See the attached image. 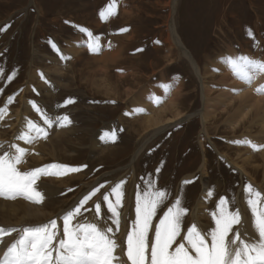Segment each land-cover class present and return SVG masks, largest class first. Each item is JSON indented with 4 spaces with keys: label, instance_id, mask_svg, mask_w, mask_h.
I'll return each mask as SVG.
<instances>
[{
    "label": "rangeland",
    "instance_id": "obj_1",
    "mask_svg": "<svg viewBox=\"0 0 264 264\" xmlns=\"http://www.w3.org/2000/svg\"><path fill=\"white\" fill-rule=\"evenodd\" d=\"M109 3L110 0H0V28L8 26L5 31H0V69L4 70V75L0 76V89H2L0 108L5 107L9 96L13 97L12 102L7 104L6 117L0 119V142H3L4 149H7L6 143L8 141L13 143L16 140L15 135L24 128L20 117L32 120L50 135L36 139L30 148L16 140L17 145L20 144V147L27 149L24 163L18 165V168L24 171L38 166L61 164L81 169L78 172H68L58 178L55 175L39 176L45 184L38 190L44 195L42 202L44 205L41 207L44 216L31 221L57 219L58 223V217L63 209L77 203L93 187L104 184L105 187L101 189V193H97V196L93 197L86 206L93 207V211L82 212V216L78 218L88 221L94 217V202L102 201L101 194L110 191L111 186L120 180L126 181L123 187V207L119 209L124 221L121 219L120 230L115 233V237H121L122 241L126 237L121 234H126L131 228L132 221L135 220L136 193L147 187V181H153L156 188L169 193L164 204L157 210V216L153 217V225L159 222V217L163 215L167 207L179 198L181 206L187 209L182 227V232H186L190 224H187V218H190L192 208L200 197L205 183L212 192L207 200L206 213H201V218L199 217L202 221L200 226H203L205 231L215 226L210 213L216 211L221 197L229 201L230 211H239L242 222L245 217L253 218L246 203L244 186L251 184L264 197V160L261 152H253L250 156L252 158L243 164L248 173L252 172L254 167L258 168L259 178L256 181L249 178L252 173L248 176L242 174L229 161L234 160L241 165L244 162L241 160L246 158L247 154L250 155L245 151L246 145L233 143V141L242 140L244 135L250 133L249 135L254 136V139L259 138L261 145H264V130L261 129L257 118L259 113L257 116L247 118L245 127L231 131L225 124V118L230 117L231 112L241 110L238 105L239 100L232 101L230 114L225 116L226 111L223 115L221 110H217L213 119L210 118L212 121L209 120L206 126L208 138H203L200 116L203 108L201 83L194 67L201 73L207 71L211 74L205 79V83L207 82V86L211 88L209 98L212 99L216 94H221V91L224 93L227 91V95L234 93V84L241 80L237 79L230 72V68L223 64L225 62L222 58L247 56L264 61V0H175L174 10L170 4L172 0H116V14L102 20L99 13ZM171 20L183 45H186L188 52L193 56V62L185 55L181 57L175 44L169 41L167 35L170 34ZM80 28L86 29L92 35L81 32ZM121 29H127V31L121 32ZM249 30L252 36L248 35ZM97 37L99 38L98 50H90L87 45L97 43L95 39ZM52 44L56 45L58 51L52 47ZM116 50L118 52H115ZM107 52L112 53L111 55L119 54L123 60L118 61L119 63L115 64L116 67L108 69L106 65H103L105 61L102 59ZM169 52L176 58H172ZM231 53L234 55L231 56ZM217 60L223 66L217 64ZM210 64L215 67H211ZM102 66L105 71L101 70ZM202 68H204L203 71ZM121 70L126 71L123 74L132 84L130 94L126 96L122 93L121 97H118L119 94L114 97L110 94L106 95L110 85H106L109 82L106 74L103 73L107 72L108 75L110 73L117 77ZM12 73H15L14 78L8 81L7 76ZM161 80L165 81L164 84ZM121 83L120 91L126 88L125 83ZM165 88L168 89L167 93ZM45 89L49 90L45 91ZM143 89L145 92L142 93ZM159 90L164 92L161 93ZM181 93L182 95H179ZM150 97L154 100L163 99L166 103L169 98L177 97L183 118L189 117L160 129L165 119L173 115L171 108L166 109L168 105L163 109L160 106L161 110L166 109L160 115L163 117L162 123H156L151 128L146 127L144 123L147 108L146 113L125 114L127 110L130 111L131 106L127 107L131 102L138 105L151 102L156 108L159 104L161 105L162 102L156 104ZM28 99L34 101L53 120V130H50L52 127L49 128L44 124L40 114L33 107L31 110L27 109V112L23 110L22 102H29ZM68 99H71L73 103L65 105L64 102ZM153 110L150 111L152 116L155 113V109ZM259 112L263 114L261 110ZM15 114H18V119ZM65 115L71 123L62 125L56 118ZM138 122H140L139 125H137ZM55 124L63 131L58 130V134L55 133ZM141 126L143 128H140ZM113 132L116 135L114 142L110 138ZM105 133L109 136L104 138L105 144L101 146L104 140L101 136ZM204 159L207 161L205 167L207 170L205 175H201L200 167ZM132 165L134 168L131 167ZM157 168L160 169L159 172L156 171ZM184 181H191V183L185 184ZM38 185L41 186L40 182ZM110 199L114 201L115 197ZM21 203L24 202L21 201ZM23 212L19 210L18 215L20 216ZM102 213L111 215L107 213V207L103 204ZM13 220L14 222L10 225L19 228L16 219ZM242 222L234 225V230L241 232L240 227H244ZM108 224L113 229L116 227L110 220ZM58 226L62 230V222H59ZM251 227H253L252 222ZM153 231L154 228L150 234ZM16 236L17 233L11 234L12 238Z\"/></svg>",
    "mask_w": 264,
    "mask_h": 264
},
{
    "label": "snow or ice",
    "instance_id": "obj_2",
    "mask_svg": "<svg viewBox=\"0 0 264 264\" xmlns=\"http://www.w3.org/2000/svg\"><path fill=\"white\" fill-rule=\"evenodd\" d=\"M115 14L116 0H110L106 8L99 13L102 20ZM7 27L5 25L0 31H5ZM79 30L89 36L92 35L84 28ZM120 31L124 32L127 29ZM248 35L252 36L250 30ZM95 39L97 43L88 45L90 50H98L99 38ZM52 47L56 49L55 44H52ZM223 59L232 74L245 84L250 85L257 76L264 75V61L247 56ZM3 75L4 70L0 69V76ZM14 75L15 73L8 75L7 80L11 81ZM167 91L168 89L165 88L166 93ZM254 91L257 94L264 93V84ZM12 100L13 97L9 96L5 107L0 108V119L6 115L7 104ZM154 102L160 103L161 100L156 98ZM29 103L40 114L44 124L50 128L53 120L34 101ZM70 103H73L71 99L64 102L65 105ZM133 111L142 113L145 110L136 108ZM56 119L62 125L71 123L66 115ZM106 136L109 134L105 133L101 139ZM46 137L47 131L43 127L32 120H26L25 127L15 139L32 144L36 139ZM110 138L115 141V132ZM233 143L246 144L253 150L264 148V145L257 146L247 139ZM26 154L27 149L15 143H9L7 149L0 144V197L12 200L23 197L39 204L44 200V195L37 190L36 182L40 175L62 176L68 172L81 170L79 167L49 164L21 171L18 165L24 163ZM51 169L57 171H50ZM156 171L159 172L160 169L157 168ZM125 183V180H120L111 186L110 191L101 194L102 201L94 202V217L91 221H82L78 218L82 216V212L93 211V207L86 206L93 197L97 196V193H101L105 185L100 184L84 194L77 203L59 215L58 218L63 224L62 234L57 219L20 228L0 226V242L3 237L17 233L16 238L0 255V264H264V197L251 184L244 186V192L257 235L256 238L244 239L238 230H234V225L242 222L239 211H230L229 201L224 197H221L217 203L216 211L210 213L215 226L207 231L202 232L197 225L191 224L187 226L186 232H182L187 209L181 206L179 198L167 207L159 217V222L153 225V217L157 216V210L164 204L169 193L156 188L153 181H147V187L136 193L135 220L126 233V250H124L115 239V233L120 230L122 214L119 209L123 207ZM183 183L187 184L191 181ZM208 195L211 196L212 192L209 191ZM113 196L114 201L110 199ZM102 204L106 205L110 216L102 213ZM109 220L116 226L115 229L108 224ZM153 228L154 234L150 235ZM117 249L121 250L122 255L117 253ZM123 256H126V260Z\"/></svg>",
    "mask_w": 264,
    "mask_h": 264
},
{
    "label": "bare ground",
    "instance_id": "obj_3",
    "mask_svg": "<svg viewBox=\"0 0 264 264\" xmlns=\"http://www.w3.org/2000/svg\"><path fill=\"white\" fill-rule=\"evenodd\" d=\"M171 5H172V8L174 7V5H175V0H172V3H170ZM67 6V5H66ZM130 10V9H129ZM173 10H174V8H173ZM171 11V13H172V17H173V13H174V11ZM132 15V14H131ZM171 23V27H170V34L169 35H167L168 36V38H169V41L171 42V43H173V44H175V47L177 48V50L179 51V54H181V57H182V55H185L186 57H188L189 58V60H191L192 62H193V59H192V57L193 56H191L190 55V53L188 52V49L183 45L184 43H182L183 41H181V39L179 38V35L177 34V32H176V28L174 27V25L172 24L173 23V21L171 20L170 21ZM93 25H96V23H93ZM168 26V25H167ZM172 40V41H171ZM167 42V41H166ZM169 43V42H168ZM172 44V45H173ZM87 45V44H86ZM168 45H170V44H168ZM88 46V45H87ZM111 48V47H110ZM110 48H109V50H110ZM112 49V48H111ZM89 50V49H88ZM123 50V49H122ZM80 51V50H79ZM125 51V50H124ZM178 51H177V53H178ZM228 51V50H227ZM69 52V51H68ZM75 52H77V51H75ZM113 52V51H112ZM115 52H118L117 50L115 51ZM175 52V51H174ZM88 53V52H87ZM92 53V52H91ZM109 52H107V54L106 55H104V56H102V59L105 61L104 63L105 64H103V65H106V68H108V69H112V67L113 66H115V64L118 62V61H121V60H123V58H121L120 57V55L119 54H114V55H111L112 53H109ZM170 53V52H169ZM171 53L173 54V51H171ZM170 53V54H171ZM104 54V53H103ZM102 54V55H103ZM120 54H121V52H120ZM171 54V56H172V58H176L175 57V55H174V57H173V55ZM232 54L233 53H231V56H232ZM177 55V54H176ZM234 55V54H233ZM244 55V54H243ZM96 56V55H95ZM167 57H168V55H166ZM228 56V55H227ZM170 57V56H169ZM219 57H222V56H219ZM99 58V57H98ZM97 58V59H98ZM101 58V57H100ZM185 58V57H184ZM234 58V57H233ZM166 59V58H165ZM180 59V58H179ZM186 59V58H185ZM223 59V58H222ZM102 60V61H103ZM212 60H214V59H212ZM129 61V60H128ZM171 61V60H170ZM216 61V60H215ZM214 61V62H215ZM218 62H217V64L219 63V60H217ZM190 62V61H189ZM119 63V62H118ZM125 63V62H124ZM209 63V62H208ZM101 64V63H100ZM212 64H214V63H212ZM222 65V63H219V65ZM223 64H225L226 66H227V64L226 63H223ZM99 65V64H98ZM193 65V64H192ZM197 65V64H196ZM220 65V66H221ZM224 65V66H225ZM138 66V65H137ZM207 66H208V64H207ZM210 66H211V64H210ZM219 66V67H220ZM223 66V65H222ZM88 67V66H87ZM110 67V68H109ZM116 67V66H115ZM133 67V66H132ZM211 67H215V66H211ZM218 67V66H217ZM228 67V66H227ZM98 68H99V66H98ZM102 68L103 69H101V70H104V67L102 66ZM105 68V69H106ZM138 68V67H137ZM136 68V69H137ZM58 69V68H57ZM194 69H195V71H196V73H197V76H198V78H199V82L201 83V94H202V100H203V108H202V110H201V112H200V116H201V120H202V131H201V135H202V137L203 138H208V132H207V123L209 122V120H210V118L211 119H213L212 117L216 114V112H217V110H221L222 112H223V115H224V112L226 111L227 113L225 114V116L227 115V114H230V111H231V109H232V105H230L231 103H232V101H236L237 99L239 100V102H238V105H240V111H236V112H231L232 114H231V116L230 117H226L225 118V124H227L228 125V127H229V129L231 130V131H235V130H238V129H241V127H245L244 126V124H246L245 122L247 121V118H251V116L253 117L254 115H258V113H259V116L257 117L258 119H259V121H260V125H261V129L262 130H264V93H261V94H257L254 90L257 88V87H259L261 84H264V75H261V76H257L254 80H253V82L249 85V84H245V83H243L242 81H238L240 84H237V83H235L234 84V90H233V92L234 93H232V94H229V95H227L226 93H227V91L224 93L223 91H221L220 93L221 94H219L218 93V95L216 94V96H214V97H212V99L211 98H209L210 96V92H211V88L209 87V86H207V84L205 83V79H206V77L207 76H211V74H209V72H207V71H204V73L202 72H200V71H198V69L197 68H195L194 67ZM203 69L204 68H202V71H203ZM219 69V68H218ZM222 68H220V70H221ZM85 70H87V69H85ZM100 70V69H99ZM100 70V71H101ZM207 70V69H206ZM228 70V69H227ZM226 70V71H227ZM105 71V70H104ZM103 71V72H104ZM109 71V70H108ZM136 71V70H135ZM211 71V70H210ZM225 71V70H224ZM230 71V70H229ZM83 72V71H82ZM124 72H126V71H124ZM122 70H121V73L120 72H118V76L117 77H115V76H113V75H111L110 73H109V75H108V73L107 72H105V73H103V74H106V76H107V81L109 82V84H106L105 82V84L106 85H110V87H109V92L106 90V88H105V90L107 91V94L106 95H109L110 94V96H113L114 97V95H118L119 94V96L118 97H121V94L122 93H124L126 96H128L129 94H130V92H131V88H132V84H131V82L127 79V77H126V75H124L123 73H124ZM128 72V71H127ZM139 72V71H138ZM211 72H216V71H211ZM219 72V71H218ZM228 72V71H227ZM231 72V71H230ZM35 73V72H34ZM95 73V72H94ZM101 73H102V71H101ZM130 73V72H129ZM131 73H133V72H131ZM213 73V74H214ZM219 73H221V71L219 72ZM134 74V73H133ZM223 74V73H222ZM29 75V74H28ZM32 75V74H31ZM44 75V74H43ZM128 75H130V74H128ZM135 75V74H134ZM218 75V74H217ZM133 76V75H132ZM220 76V75H219ZM221 76H223V75H221ZM231 76V75H230ZM229 76V77H230ZM29 77V76H28ZM31 77V76H30ZM217 77V76H216ZM95 78V77H94ZM106 78V77H105ZM140 78V77H139ZM224 78V77H223ZM104 79V78H103ZM136 79V78H135ZM148 79V78H147ZM210 79V78H209ZM93 80V79H92ZM136 80H139V79H136ZM163 80H165V79H163ZM163 80H161L162 82H163ZM217 80H219V78L217 79ZM222 80V79H221ZM27 81H28V79H27ZM31 81V80H30ZM29 81V82H30ZM140 81V80H139ZM180 81H181V79H180ZM223 81V80H222ZM230 81H231V79H230ZM237 81V80H236ZM48 82H49V80H48ZM48 82H47V84H48ZM98 82V81H97ZM100 82H101V80H100ZM103 82V81H102ZM107 82V83H108ZM121 82H124L125 83V86H126V88H125V90H122V91H120V89H122L121 87H122V83ZM165 82V81H164ZM164 82H163V84H164ZM179 82V81H178ZM182 82V81H181ZM209 82V81H208ZM226 82V81H225ZM224 82V83H225ZM46 83V82H45ZM93 83V82H92ZM91 83V84H92ZM99 83V82H98ZM213 83V82H212ZM26 84V83H25ZM55 84V83H54ZM100 84V83H99ZM98 84V85H99ZM103 84V83H102ZM162 84V83H161ZM181 86H183L181 83H179ZM217 84V83H216ZM223 84V83H222ZM226 84H227V82H226ZM28 85V84H27ZM26 85V87H28V86H30V85H28L27 86ZM95 85V84H94ZM169 85V84H168ZM97 86V85H96ZM102 86V85H101ZM100 86V87H101ZM124 86V85H123ZM172 86H173V84H172ZM177 86H179V85H177ZM228 86V85H227ZM104 87V86H103ZM150 87H152V86H150ZM169 87V86H168ZM176 87V86H175ZM212 87V86H211ZM20 88V87H19ZM23 88V87H22ZM153 88V87H152ZM156 88V87H155ZM183 88H185V87H183ZM29 89V88H28ZM108 89V88H107ZM135 90H136V88H134ZM133 89V90H134ZM162 89V88H161ZM180 89V88H179ZM49 90V89H48ZM48 90H46L45 89V91H48ZM181 90V89H180ZM30 91V90H29ZM101 91V90H100ZM148 91V90H147ZM151 91V90H150ZM149 91V92H150ZM153 91V90H152ZM160 91V90H159ZM173 91H175V90H173ZM24 92H25V90H24ZM143 92H145L144 91V89H143V91H142V93ZM161 92V91H160ZM164 91L162 90V92L161 93H163ZM229 92V91H228ZM13 93H15V92H13ZM22 93V92H21ZM106 93V92H105ZM115 93H117V94H115ZM157 93H158V91H157ZM175 93V92H174ZM184 93H185V91H184ZM147 94V93H146ZM173 94V93H172ZM176 94V93H175ZM134 95V94H133ZM136 95V94H135ZM155 95H157V94H155ZM159 95V94H158ZM176 95H178V94H176ZM179 95H182V93L181 94H179ZM24 96V95H23ZM22 96V97H23ZM125 96V97H126ZM132 96V95H131ZM140 96V95H139ZM148 96V95H147ZM160 96V95H159ZM162 96H164V94L162 95ZM185 96V95H184ZM213 96V95H212ZM108 97V96H107ZM130 97V96H129ZM136 97V96H135ZM161 97V96H160ZM174 97V96H173ZM173 97H172V99L171 98H169L168 99V102L166 103V101H164L163 99V101L161 100V105L159 104L158 106L159 107H155V106H152V104H151V102H150V104L148 105V104H146V105H138V103L136 104V103H133V104H131L130 103V105L127 107V108H129L130 106V111L129 110H127V112L126 113H133L134 115H135V111H133L134 109H136V108H143L145 111H146V108H147V114H145V126L146 127H150L151 128V126H154V124H159V123H162V121H161V119L163 118V117H161L160 115H162L163 114V112L166 110V109H168V108H171L172 110H173V115L170 117V118H167V119H165V121L163 122V125L161 126V128L160 129H162V128H164V127H168L169 125H171L172 123H174V122H177L178 123V121H182V119H186L187 117H189V116H186V117H184L183 118V115L181 114V112H180V108H179V106H178V103H177V100H176V98H174L173 99ZM218 97V98H217ZM109 98V97H108ZM116 98H117V96H116ZM152 98V97H151ZM23 99H24V97H23ZM121 99V98H120ZM153 99V98H152ZM28 100H30V99H28ZM131 101H132V99H130ZM139 100V99H138ZM154 100V99H153ZM152 100V102H154ZM176 100V101H175ZM183 100V99H182ZM31 101V100H30ZM229 101V102H228ZM149 102V101H148ZM188 102V101H187ZM23 104V106L22 107H24V109L23 110H25L26 112L28 111L27 109H29V110H31V107H32V105L27 101H23L22 102ZM155 103V102H154ZM190 103V102H189ZM3 104V103H2ZM1 104V105H2ZM157 104V103H156ZM236 104V103H235ZM168 105V106H167ZM182 105L185 107V104H183L182 103ZM19 106V105H18ZM160 106H161V108L163 109L164 107H166L167 106V108L166 109H164V110H161V108H160ZM237 107V106H236ZM20 108V107H19ZM181 108H183V107H181ZM243 108V109H242ZM10 109V108H9ZM153 109H155V113L153 114V116L150 114V111L151 110H153ZM17 110V109H16ZM22 110V109H21ZM161 110V111H160ZM189 110V109H188ZM259 110H261L262 111V113L263 114H260V112H259ZM9 111V110H8ZM20 111V110H19ZM142 112V113H146V112ZM154 111V110H153ZM170 111V110H169ZM22 112V111H21ZM20 112V116L22 115V113ZM172 112V111H171ZM170 112V113H171ZM183 112V111H182ZM8 113H10V112H8ZM16 113H18V112H16ZM188 113V112H187ZM220 113V112H219ZM7 114V113H6ZM24 114H25V112H24ZM133 114H131V116H134ZM169 114V113H168ZM192 114V113H191ZM197 114V113H196ZM10 115V114H9ZM14 115V114H13ZM128 115V114H127ZM130 115V114H129ZM185 115V114H184ZM5 116V115H4ZM15 116H16V118L18 119V114H15ZM170 116V115H169ZM6 117V116H5ZM167 117V116H166ZM219 117V116H218ZM11 118V117H10ZM28 118V117H27ZM142 118V117H141ZM191 118V117H190ZM134 119V118H133ZM11 120V119H10ZM140 120V119H139ZM144 119L142 118V121H143ZM257 120V119H256ZM18 121V120H17ZM20 121H21V124L25 127V124H26V119H24V118H21L20 117ZM19 121V122H20ZM210 121H212V120H210ZM222 121V120H221ZM251 121V120H250ZM258 121V122H259ZM0 122H1V120H0ZM15 122H16V120H15ZM137 122V121H136ZM257 122V121H256ZM257 122V123H258ZM3 123V122H2ZM139 123L140 122H138V124L137 123H135V124H137V125H139ZM224 123V122H223ZM254 124V123H253ZM252 124V125H253ZM14 125V124H13ZM167 125V126H166ZM248 125V124H247ZM246 125V126H247ZM55 126L56 127H54V131H55V133H57L58 132V130H60L61 131V129L62 128H59V126L57 125V124H55ZM136 126V125H135ZM257 126V125H256ZM52 127V126H51ZM91 127V126H90ZM134 127V126H133ZM217 127V126H216ZM10 128H11V126H10ZM9 128V129H10ZM137 128V127H136ZM140 128H143L142 126L140 127ZM140 128H139V130H140ZM225 128V127H224ZM16 129H17V126H16ZM53 130V127L52 128H50V130ZM64 129H66V128H64ZM70 129V128H69ZM159 129V130H160ZM247 129V128H246ZM249 129H250V127H249ZM47 130H49V129H47ZM49 130V131H50ZM87 130V129H86ZM106 130V129H105ZM108 130V129H107ZM143 130V129H142ZM223 130V129H222ZM248 130V129H247ZM20 131V130H19ZM59 131V132H60ZM63 131V130H62ZM61 131V132H62ZM64 131H66V130H64ZM104 131V130H103ZM135 131H137V130H135ZM148 131H150V130H148ZM240 131V130H239ZM238 131V132H239ZM242 131V130H241ZM244 131V130H243ZM251 131H252V129H251ZM259 131H260V129H259ZM51 132V131H50ZM140 132V131H139ZM256 132V131H255ZM69 133V132H68ZM102 133V132H101ZM231 133V132H230ZM246 133H248V132H246ZM245 133V134H246ZM7 134V133H6ZM52 134V133H51ZM58 134V133H57ZM61 134V133H60ZM64 134H66V133H64ZM140 134H141V132H140ZM208 134V135H207ZM244 134V133H243ZM242 134V135H243ZM250 134V133H249ZM244 135V137H243V139L242 140H245V139H247V140H249V141H251L252 143H254V144H256L257 146H260L261 145V143H260V141L258 140V139H254L253 137H252V135ZM253 134V133H252ZM1 135V134H0ZM48 135H50L48 132H47V136ZM53 135V134H52ZM62 135V134H61ZM103 135V134H102ZM218 135H219V133H218ZM255 135V134H254ZM258 135V134H257ZM256 135V136H257ZM263 135V134H262ZM262 135H260V136H262ZM16 136V135H15ZM104 136V135H103ZM149 136V135H148ZM236 136V135H235ZM13 137H14V135H13ZM108 137V136H107ZM151 137V136H150ZM149 137V138H150ZM238 137V136H237ZM258 137V136H257ZM63 138V137H62ZM83 138V137H82ZM210 138V137H209ZM233 138H235V137H233ZM232 138V139H233ZM240 138V137H239ZM6 139V138H5ZM39 139H41V138H39ZM200 139V138H199ZM263 139H264V137H263ZM3 140V139H2ZM70 140V139H69ZM149 140V139H148ZM211 140V139H210ZM230 140V139H229ZM235 140V139H234ZM13 141V140H12ZM105 139L103 140V142H101V146L103 145V144H105ZM146 141V140H145ZM233 141V140H232ZM16 140H14L13 141V143H15L16 144ZM22 142L25 144V145H28L29 146V148L31 147V145L32 144H26L24 141H22V140H19L18 141V143H20V144H22ZM107 143V142H106ZM203 143V142H202ZM215 143V142H214ZM0 144H2L3 145V142H0ZM7 144H9V141L6 143V145ZM19 144V145H20ZM51 144H53V143H51ZM50 144V145H51ZM75 144H76V142H75ZM18 145V146H19ZM38 145V144H37ZM42 145V144H41ZM76 145H78V144H76ZM96 145V144H95ZM137 145V144H136ZM141 145V144H140ZM215 145V144H214ZM237 145V144H236ZM244 145H246V144H244ZM39 146H40V144H39ZM79 146V145H78ZM247 146V150H245L247 153H249L250 155H248L247 154V157L246 158H244V159H242L241 161H244L243 163H241V165L240 164H237V162L236 161H229L230 162V164L232 165V166H234V167H236L242 174H244V175H246V176H248V175H250V173H252V175L251 176H249V178L252 180V181H256V179L257 178H259L258 177V174H257V172H258V168L257 167H254L251 171L252 172H247L246 170V168H245V166L243 165L244 163H246V161H248L249 160V158H252V157H250L251 156V154L253 153V152H256V151H259V152H261V155H262V159L264 160V148H258V150H253L250 146H248V145H246ZM20 147V146H19ZM34 147H36V146H34ZM38 147V146H37ZM51 147V146H50ZM61 147V146H60ZM110 147V146H109ZM5 148V147H4ZM26 148V147H25ZM52 148V147H51ZM73 148V147H72ZM107 148V147H106ZM106 148H105V150H106ZM110 148H112V147H110ZM225 148V147H224ZM43 149V148H42ZM53 149H54V147H53ZM139 149V148H138ZM226 149V148H225ZM229 149H231V148H229ZM228 149V150H229ZM233 149V148H232ZM240 149V148H239ZM39 150V149H38ZM51 150V149H50ZM60 150V149H59ZM123 150V149H122ZM137 150V149H136ZM222 150H224V149H222ZM44 151V150H43ZM110 151V150H109ZM138 151V150H137ZM136 151V152H137ZM232 151H234V149L232 150ZM231 151V152H232ZM243 151V150H242ZM49 152V151H48ZM73 152V151H72ZM139 152V151H138ZM205 152V151H204ZM227 152V151H226ZM240 153H241V149H240V151H239ZM239 152H238V155H239ZM244 152V151H243ZM52 153V152H51ZM55 153H58V152H55ZM64 153V152H63ZM79 153V152H78ZM106 153V152H105ZM235 153V152H234ZM49 154V153H48ZM236 154V153H235ZM53 155V154H52ZM119 155V154H118ZM41 156H44V155H41ZM47 156H49V155H47ZM55 156V155H54ZM58 156V155H57ZM136 157V156H135ZM240 157V156H239ZM46 158V157H45ZM44 158V159H45ZM51 158V157H50ZM54 158V157H53ZM235 158V157H234ZM241 158V157H240ZM243 158V157H242ZM42 158H40V160H41ZM47 159V158H46ZM61 159V158H60ZM30 160V159H29ZM55 160H57V158H55ZM206 159H204L203 160V163H202V165H201V167H200V171H201V175H205V173H206V162L207 161H205ZM227 160V159H226ZM231 160V159H230ZM237 160V159H236ZM60 161H62V160H60ZM251 161V160H250ZM42 162V161H41ZM59 162V161H58ZM30 163V162H29ZM28 163V164H29ZM55 163V162H54ZM61 163V162H60ZM44 164V163H43ZM47 164V163H46ZM49 164V163H48ZM131 164H133V163H131ZM130 164V165H131ZM25 166V165H24ZM251 166V165H250ZM254 166V165H253ZM26 167V166H25ZM28 167V166H27ZM26 167V168H27ZM39 167V166H38ZM37 167V168H38ZM121 167V166H120ZM131 167H133V165L131 166ZM263 167V166H262ZM32 168V167H31ZM134 168V167H133ZM247 168H248V166H247ZM260 168V167H259ZM25 169V168H24ZM29 169V168H28ZM251 169V168H250ZM263 169H264V167H263ZM51 171H57L56 169H51ZM259 173V172H258ZM77 175V174H76ZM69 176H70V174H69ZM55 177H57L58 178V176H56L55 175ZM54 177V178H55ZM60 177V176H59ZM187 177L189 178L190 177V174L189 175H187ZM248 178V177H247ZM40 179L38 178L37 179V190H39V189H41L42 187H44V185L45 184H43V181H39ZM44 180V179H43ZM98 180V179H97ZM96 180V181H97ZM45 181V180H44ZM96 181H94V182H96ZM40 182V184H41V186H39L38 185V183ZM67 182V181H66ZM204 183V182H203ZM89 184V183H88ZM53 185V184H52ZM61 185H63V184H61ZM204 187H203V190H202V192H201V195H200V197L198 198V200L195 202V204H194V206H193V210L191 211V214H190V218L188 219L187 218V224L188 223H190L189 224V226L191 225V224H195V225H197V227H198V229L199 230H201L202 232H204L205 231V229L203 228V226H200L201 225V222L202 221H200V214L201 213H203V212H205V210H206V208H207V200H208V198H209V195H208V193H209V187L206 185V183L203 185ZM89 187H91V185L89 186ZM71 188V187H70ZM86 190V189H85ZM90 190V189H89ZM87 191V190H86ZM126 191V190H125ZM264 191V190H263ZM18 198V199H17ZM16 199L17 200H15V201H13L12 199H6V198H4V197H0V225H2L3 227H6V228H8V227H12L10 224L11 223H13L14 222V218L16 219V223H19L17 226L20 228L21 226H35V225H40V224H42V223H45V222H47V221H49L50 219H48V220H44V221H42V222H40V221H36V222H32L31 220L32 219H39V218H41L42 216H44V214H43V209L41 208L43 205H42V203L41 204H37V203H33V202H30V201H28V200H26V199H24L23 197H17ZM76 198V197H75ZM21 201L22 202H24V203H21ZM66 201V200H65ZM77 202V201H76ZM245 203V202H244ZM50 204H52V202L50 203ZM71 206V205H70ZM69 206V207H70ZM242 206V205H241ZM45 207V206H44ZM69 207H67L66 209H68ZM244 208V207H243ZM60 209V208H59ZM66 209H63L62 210V213L66 210ZM21 211V210H23L24 212H23V214H20V216L18 215V211ZM48 210V209H47ZM134 210V209H133ZM208 210V209H207ZM49 211V210H48ZM206 213V212H205ZM61 214V213H60ZM22 215V216H21ZM245 215V214H244ZM55 216V215H54ZM51 217V216H50ZM89 217V216H88ZM134 217V216H133ZM200 217V218H199ZM93 218H91V219H88V221H91ZM133 219V218H132ZM84 220V219H83ZM123 220V219H122ZM205 220H207V219H205ZM2 221H4V222H6V223H3ZM124 221V220H123ZM190 221V222H189ZM38 222H40V223H38ZM61 223L62 222V220H60V219H58V223ZM122 222V221H121ZM251 222L253 223V218H249V219H247L246 217L243 219V222L242 223H244V227L242 228V227H240V229H241V232H240V234H241V237L242 238H244V239H252V238H256V232H255V230H254V228L253 227H251ZM126 223V222H125ZM186 224V225H187ZM185 225V226H186ZM59 227V226H58ZM125 227V226H124ZM127 227V226H126ZM125 227V228H126ZM204 227H206V226H204ZM61 228V227H60ZM59 228V229H60ZM121 228H122V226H121ZM115 229V228H114ZM185 229V228H184ZM61 231V234H62V230H60ZM124 231V230H123ZM127 231V230H126ZM127 233V232H126ZM152 234H154V231L152 232ZM16 235V234H15ZM122 236H125L126 237V234H124V233H122L121 234ZM151 235V234H150ZM14 236V235H13ZM121 237H115V239L117 240V242L118 243H120L121 245H122V247H126V239H124L123 238V241L120 239ZM15 238H12L11 237V235H8V236H5V237H3V240H2V242H0V255H2L3 254V251L4 250H6V246L8 245V244H10L13 240H14ZM181 239V238H180ZM180 239H178V240H180ZM124 250H126V248H124ZM117 253H119V254H121L122 255V253H121V250L120 249H117ZM123 259L124 260H126V256H123Z\"/></svg>",
    "mask_w": 264,
    "mask_h": 264
}]
</instances>
